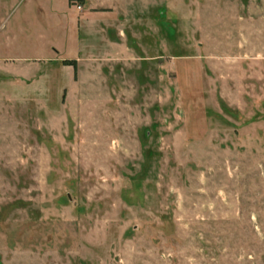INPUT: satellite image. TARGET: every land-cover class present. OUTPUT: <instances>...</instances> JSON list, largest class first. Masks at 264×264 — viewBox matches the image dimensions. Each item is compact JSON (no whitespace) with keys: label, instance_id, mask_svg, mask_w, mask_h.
I'll return each instance as SVG.
<instances>
[{"label":"rangeland","instance_id":"374dc122","mask_svg":"<svg viewBox=\"0 0 264 264\" xmlns=\"http://www.w3.org/2000/svg\"><path fill=\"white\" fill-rule=\"evenodd\" d=\"M0 264H264V0H0Z\"/></svg>","mask_w":264,"mask_h":264}]
</instances>
